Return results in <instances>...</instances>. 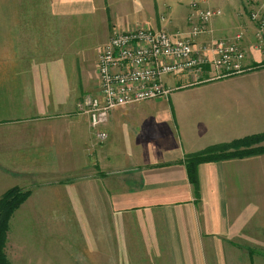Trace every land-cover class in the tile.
<instances>
[{"label":"crops","instance_id":"obj_1","mask_svg":"<svg viewBox=\"0 0 264 264\" xmlns=\"http://www.w3.org/2000/svg\"><path fill=\"white\" fill-rule=\"evenodd\" d=\"M108 1L29 0L34 10L0 14L14 25L0 46V197L28 191L16 212L23 222L39 212L40 264H264V152L201 163L198 193L185 164L187 154L264 132V48L250 5L207 6L222 13L196 44L239 40L251 69L192 84L186 73L168 76L167 98L113 109L100 142L81 108L75 30H100V52L133 25L136 15L123 20ZM188 13L171 30L163 19L141 25L186 33Z\"/></svg>","mask_w":264,"mask_h":264},{"label":"built area","instance_id":"obj_2","mask_svg":"<svg viewBox=\"0 0 264 264\" xmlns=\"http://www.w3.org/2000/svg\"><path fill=\"white\" fill-rule=\"evenodd\" d=\"M256 1L259 0H246V3L251 7V19L257 23L256 46L264 48V0ZM189 8L186 33L174 35L165 29L138 24L115 30L99 52V90L95 95L85 96L81 108L97 130L100 142L108 138L103 126L113 109L167 98L172 91L166 82L168 76L186 73L192 84L251 69L245 64L246 50L239 40L217 39L197 46V38L206 33L210 21L222 11L205 7L200 2H192Z\"/></svg>","mask_w":264,"mask_h":264},{"label":"rangeland","instance_id":"obj_3","mask_svg":"<svg viewBox=\"0 0 264 264\" xmlns=\"http://www.w3.org/2000/svg\"><path fill=\"white\" fill-rule=\"evenodd\" d=\"M25 1L29 0H0V14L10 11L14 12L34 10L30 9L31 4L28 2L25 3ZM141 1L142 2H140V0H109L108 4L110 5L111 9L112 7L119 5L116 8L120 14L119 18H122L123 20L126 19L128 21L134 15L137 16L133 18H136L131 23L133 25H130L126 28L145 23L155 26V22L161 21L162 17H164V19L161 21V24L167 27V29L171 30V24L172 29H174L180 21L184 20L183 18L186 16L187 12H189V6L192 2H200L206 7H216L217 5H223L222 2H229L232 4L235 0H156V6L158 8L156 15L154 11L151 10L154 0ZM132 2L135 4L132 5ZM128 7V11L123 10ZM137 8L139 9L136 10ZM171 20L173 23H170ZM79 22H81V24L94 22L96 26H99L98 20L93 21L92 19H81ZM49 24L50 23H48V25ZM9 27H14L12 20H0V46L1 44H7V40L10 37V35H8V31H12V29H8ZM62 27H64V25ZM82 29L85 28L75 30V37L79 36L80 39L76 53L78 55L79 61H81L79 64V70H82V73L80 72V79L86 78V96H88L95 95L98 92L97 86L95 85L96 80L98 79L96 62L102 35L100 30L96 31V35L91 32L87 35H84L83 33L86 32V30ZM5 33L6 35H4ZM85 65L86 67L83 68ZM23 214L26 213H23V211H17L12 215V217H15H11L13 220L10 219V230L4 246L5 252L11 264H40L41 258L37 257L38 255L36 251L37 247H39L38 239L40 238L39 230L37 231L36 226L37 223L39 224L40 220L39 212L31 213V219L27 218L24 222ZM26 220L29 221V223ZM31 253H35L36 256H33Z\"/></svg>","mask_w":264,"mask_h":264},{"label":"trees","instance_id":"obj_4","mask_svg":"<svg viewBox=\"0 0 264 264\" xmlns=\"http://www.w3.org/2000/svg\"><path fill=\"white\" fill-rule=\"evenodd\" d=\"M264 152V132L250 135L231 143L212 145L202 151L187 154L185 164L190 182L199 191V165L232 157H246ZM28 196V191L12 188L0 197V264H11L5 252V242L10 230V219Z\"/></svg>","mask_w":264,"mask_h":264}]
</instances>
